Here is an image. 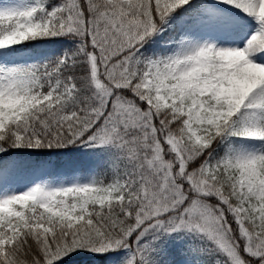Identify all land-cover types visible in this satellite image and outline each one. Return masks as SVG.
Returning a JSON list of instances; mask_svg holds the SVG:
<instances>
[{
	"label": "snow or ice",
	"instance_id": "snow-or-ice-1",
	"mask_svg": "<svg viewBox=\"0 0 264 264\" xmlns=\"http://www.w3.org/2000/svg\"><path fill=\"white\" fill-rule=\"evenodd\" d=\"M80 254L264 264V0H0V264Z\"/></svg>",
	"mask_w": 264,
	"mask_h": 264
},
{
	"label": "trees",
	"instance_id": "trees-1",
	"mask_svg": "<svg viewBox=\"0 0 264 264\" xmlns=\"http://www.w3.org/2000/svg\"><path fill=\"white\" fill-rule=\"evenodd\" d=\"M6 159V157L4 158ZM92 258L87 255H75L70 257L65 264H88V261H90Z\"/></svg>",
	"mask_w": 264,
	"mask_h": 264
},
{
	"label": "rangeland",
	"instance_id": "rangeland-1",
	"mask_svg": "<svg viewBox=\"0 0 264 264\" xmlns=\"http://www.w3.org/2000/svg\"><path fill=\"white\" fill-rule=\"evenodd\" d=\"M21 190H23V188H21Z\"/></svg>",
	"mask_w": 264,
	"mask_h": 264
}]
</instances>
